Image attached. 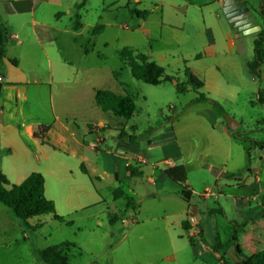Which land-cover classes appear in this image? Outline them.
I'll return each instance as SVG.
<instances>
[{
    "label": "rangeland",
    "instance_id": "obj_1",
    "mask_svg": "<svg viewBox=\"0 0 264 264\" xmlns=\"http://www.w3.org/2000/svg\"><path fill=\"white\" fill-rule=\"evenodd\" d=\"M258 1L247 0V3L262 25L255 9ZM63 2L75 8L73 15L79 17L82 29L74 44L71 41L69 47H58L67 53V56L62 54L66 58L61 56L65 62H50L55 70L56 104L62 113H73L81 123H96L102 112L94 104L91 84L107 86L115 94H128L133 98L136 108L127 124L132 126L136 155L143 157L146 164L141 165L142 177L131 178L129 187L135 195L127 188L122 189L124 194L134 197V206L130 209L138 208L133 219L129 217L131 211L126 210V217L132 219L133 224L121 227L111 238L102 214L99 227L84 219L100 215L101 206L77 212L72 216L74 225L66 226L50 215L24 222L0 203V264H38L31 248L39 250L65 241L72 244L63 247L70 264H242L236 246L241 256L264 249V207L259 202L264 191H253L248 196V183L254 178L246 171L245 151L250 148V166L259 167V186H264V151L254 148L264 146L257 143L264 141V104L256 99L257 92L264 90V65L260 78L251 75L246 66L253 55L256 36L244 34L237 38L232 34V48L222 39L216 54L210 56L205 40H199L197 33L202 32L204 24L214 25L218 20L228 27L223 10L215 0H138V3L128 0L129 6L127 0H104L105 5L112 2L113 7L103 13L100 0H89L85 8L81 0ZM73 3L77 5L74 7ZM155 6L163 8L164 20L172 24L171 28H160L161 9ZM132 9L146 11L148 15L145 19L138 18L130 11ZM100 16L102 23L115 25H107L102 34L92 36L90 28L101 22ZM144 30H149V36ZM217 37L220 38L218 33ZM84 47L88 54H83ZM124 47L134 53L150 55L151 60L163 67L164 75L173 77L174 81L152 86L134 79L119 60L118 52ZM196 54H199L198 59L194 58ZM39 60L34 69L41 75L38 80L43 82L47 80L49 65L44 57ZM184 66L201 74L205 86L199 92H176L175 81H185ZM75 92H79L80 98H75ZM199 95L216 102L224 116L238 123L234 131L228 132L229 137L213 125L211 102L190 103ZM8 96L12 98V93ZM33 98L40 103L43 101L40 92H33ZM106 115L103 118L108 117ZM176 119L177 124L173 123ZM171 131L176 133L177 139L160 142ZM231 132L243 140L234 139ZM149 141L152 144L149 145ZM132 165L139 167L136 162ZM161 168L168 169L174 178L180 179L182 187L195 193L187 205L188 218L195 226L192 236L179 226L183 207L176 193L179 187L166 178L158 181L161 174L153 169ZM1 170L13 183L39 169H19L17 177L10 174L15 169ZM80 177L88 181L85 176ZM101 183V194L110 199L113 181L103 179ZM47 188L54 189L49 180ZM123 201L119 198L115 205L121 213ZM192 207L202 212L200 223H196L197 212H193ZM247 209H250L251 219L245 216ZM215 252L220 256L219 261Z\"/></svg>",
    "mask_w": 264,
    "mask_h": 264
},
{
    "label": "crops",
    "instance_id": "obj_2",
    "mask_svg": "<svg viewBox=\"0 0 264 264\" xmlns=\"http://www.w3.org/2000/svg\"><path fill=\"white\" fill-rule=\"evenodd\" d=\"M223 1L225 0H215L216 4L220 7ZM244 1L247 3V0ZM100 2L102 13L104 10H109L113 7L112 2L106 5L104 0H100ZM135 2L138 3V0H135ZM259 3L260 0L255 7L256 10L259 7ZM88 4L89 0H86L82 5L83 8ZM76 5L77 3H73L72 6L75 7ZM126 5H128V0ZM247 5L252 11L248 3ZM155 9L161 8L155 6ZM160 12V28H171L172 24L164 20L163 8ZM74 13H76L75 8L65 4L63 0H0V22L4 24L8 38L5 47V58L0 68V75L2 76L0 90V172L6 176L1 169H15L13 171L11 170L10 174L14 175L13 177H17L16 174L19 173V169H39L37 172L41 173L44 178V194L46 198L53 201L56 213L62 215V217L70 218L67 220L72 219L73 226L74 221L72 216L77 212H84L101 206L100 215H91L84 217V219L92 221L96 227H99L102 226V222L99 220L102 214L109 227L106 231L111 238H114V235L119 233L121 227L127 228L133 224L134 221L132 219L135 216V209L137 210L138 208L127 209L131 211L129 217H132V219L130 220L126 217V210L121 213L115 207L119 198L124 199L123 207H125L128 198L134 199V197L124 194L125 192L122 189V187L127 188L129 192L134 194L133 190L129 187L131 178L133 177L129 175L127 165L136 162L139 164L138 168L142 171L141 165L146 164V162L143 157L136 155L135 142L129 140V136L133 135L131 133L132 126H129L127 121L120 120L112 116L111 113L100 110L102 113L99 114L100 119L96 123H92L91 121L81 123L73 113H62L56 104V93L54 91L55 70L50 62H55L54 60L56 62H65L61 56L66 58L67 53L66 51L59 50L58 47L64 49L67 46H71V41L74 44L76 37L80 34L82 29L80 19L77 14L73 15ZM254 18L255 24H251V27L242 31V33L240 32L241 27L238 26V23L233 19L226 18L228 27L220 24L219 20L214 25L204 24L205 27L201 33H197V37L199 40H203V42L205 40V49L210 56H214L219 41L222 39L229 49L232 48L234 44L232 34L236 35V37L244 34H254L256 36L264 26L259 23L255 16ZM100 19L101 16L99 17ZM100 21V23L90 28L91 34L95 26L100 25L102 27V30L96 34V37L106 30L107 25H109L108 27L115 25L111 22L104 24L102 20ZM144 23L145 21L141 23L142 27H144ZM257 28H259V31ZM137 30H140V28ZM144 31H146V34L149 33V30ZM217 33L220 35V38L217 37ZM83 52V54L89 53L85 47ZM197 55L199 58V54H196L195 59H198L196 58ZM55 56L59 58H55ZM147 56L150 58V55ZM43 57L48 61V75L47 80L40 82L38 78L41 75L34 68L36 67L35 64L40 61L39 59ZM10 59L16 60L17 65H12L8 61ZM25 65L32 67L25 68ZM193 74L198 78L202 77L197 72H193ZM202 81L205 86L204 80ZM45 86H47V89H45ZM95 89L109 90L110 87L91 84L93 101ZM33 92H40L43 95V101L41 103L36 98H33ZM9 93H12V98L8 96ZM76 97L80 98L79 92H75ZM194 99L191 100V104L195 103L192 102ZM210 110L215 117L212 122L213 125H216L220 128L221 133L224 132L225 136L229 137L231 130L225 124L226 121L224 120L226 116L224 118L219 116L214 106ZM104 114H107L106 116L108 117L103 118ZM173 123L177 124V119ZM41 125L49 127L46 133V143H41L38 139L33 138L32 135L33 131ZM121 129L127 133V136L123 139L118 138ZM175 136L176 133L171 131L170 134L161 138L160 142L177 139ZM106 137L109 138L108 142L110 144H107ZM257 143L264 144V141ZM150 144L152 142L149 141ZM254 148H257L258 151H264V146L262 148L255 146ZM32 165L34 168H29ZM82 169H84V172ZM153 170L154 172L157 170L159 175L161 174V178H158V181L166 178L177 184L179 188L176 193L178 195L182 187L180 179L173 181L165 176L163 172L167 170L166 168ZM246 171L254 178L253 182L248 183V196L253 191H264V186H259L261 182L258 176V172L260 171L259 167L249 165V170L246 168ZM30 173L23 175L17 179V182L11 184H19ZM80 175L88 178V181H84ZM103 179L113 181L110 199H105L106 197L100 192V185ZM47 180L54 186V189L51 191L47 188ZM150 182H152V179H150ZM185 184L190 188L187 183ZM117 189L121 190L122 193L115 197L113 194ZM190 191L193 198L195 193L192 189ZM182 202V219L180 220L179 226L183 229L181 226L182 222L185 220L188 221L190 228L185 231L192 236L195 226L187 215V205L190 202L187 203L183 200ZM257 205H259V202ZM195 212H197L195 215L196 223H200L203 214L197 209ZM117 214H119V219L113 224H110V217ZM250 215V209H247L245 216L251 219ZM89 231L93 232L94 230L90 229ZM250 236L253 237L252 233ZM198 239L200 240L201 236ZM253 239L255 238L253 237ZM190 245L193 246V243H190ZM78 250L81 251L80 249ZM31 254L34 261L41 264L33 255V248H31ZM215 254L219 261L220 256L217 252ZM91 264H96V262H92ZM105 264L114 263L109 262Z\"/></svg>",
    "mask_w": 264,
    "mask_h": 264
},
{
    "label": "trees",
    "instance_id": "obj_3",
    "mask_svg": "<svg viewBox=\"0 0 264 264\" xmlns=\"http://www.w3.org/2000/svg\"><path fill=\"white\" fill-rule=\"evenodd\" d=\"M86 0L81 1V5ZM131 12L138 18L145 19L148 13L146 11L131 10ZM259 15L262 26H264V0H260L259 7L256 10ZM102 30L100 25L95 26L91 34L96 35ZM8 42L7 31L3 23L0 22V68L3 59L5 58V47ZM119 60L125 64L129 69L131 76L139 81L146 84L157 86L161 82H173L174 78L164 75V69L162 66L151 60L147 55L139 52H132L129 48L124 47L118 52ZM198 58V55L196 56ZM12 65L16 66L17 61L14 59L8 60ZM264 65V28H262L257 34L253 41V56L249 62H247V69L251 75L256 78L261 77V67ZM183 75L185 77L184 82L175 81V90L179 94H184L188 91L199 92L203 86V81L198 78L193 72L186 66H184ZM0 83V90H1ZM257 102L264 104V97L261 96L260 91L257 92ZM94 102L100 108L102 112H109L112 116L120 118L124 121H128L135 112V103L131 96L128 94H115L106 89H95L94 91ZM195 103L211 102L212 105L218 110L220 115L224 118V114L220 109L219 105L199 95L194 99ZM225 121V120H224ZM48 126H38L33 131V138L38 139L41 143H46V133ZM127 136L124 130H120L118 134L119 139H123ZM232 136L236 140L240 139L239 136L232 132ZM134 137L129 136V140L133 141ZM245 140V139H244ZM251 143H254L251 141ZM262 148V145L259 146ZM249 149L246 148L247 165L246 168L249 170ZM84 172V169H82ZM127 171L131 177H142L143 173L132 164L127 165ZM165 176L177 181L167 170L163 172ZM122 191L117 189L114 191V196L121 195ZM179 198L184 202H189L192 198V193L186 187H181L178 192ZM133 199L128 198L124 207V211L133 208ZM259 202L264 207V193L259 196ZM0 203L5 206L13 216L26 222L28 219L36 216L50 215L58 223L66 226H72L73 222L67 220L56 213L55 205L53 201L46 198L44 194V178L39 172H31L22 182L19 184H11L6 176L0 172ZM119 219V214L113 215L109 219V223L113 224ZM184 230H188L190 224L188 221H183L181 224ZM40 227V225H37ZM234 239V236L232 237ZM192 244V240L189 239ZM69 242H62L57 245L47 246L39 250H33V255L37 261L41 264H70L69 258L63 253L64 246H70ZM237 254L242 264H264V249L253 252L248 256L239 255V249L236 246Z\"/></svg>",
    "mask_w": 264,
    "mask_h": 264
},
{
    "label": "water",
    "instance_id": "obj_4",
    "mask_svg": "<svg viewBox=\"0 0 264 264\" xmlns=\"http://www.w3.org/2000/svg\"><path fill=\"white\" fill-rule=\"evenodd\" d=\"M221 7L227 19H233L238 23V26L241 27V33L242 31L249 29L251 24H255V18L252 15V11L244 0H225L221 4ZM257 29L259 31V28ZM225 121L231 131H234L238 127V123L228 116L225 117ZM192 211L195 212L196 208L192 207Z\"/></svg>",
    "mask_w": 264,
    "mask_h": 264
},
{
    "label": "built area",
    "instance_id": "obj_5",
    "mask_svg": "<svg viewBox=\"0 0 264 264\" xmlns=\"http://www.w3.org/2000/svg\"><path fill=\"white\" fill-rule=\"evenodd\" d=\"M2 82V76L0 75V83ZM262 94V97H264V90H262V92H260Z\"/></svg>",
    "mask_w": 264,
    "mask_h": 264
}]
</instances>
